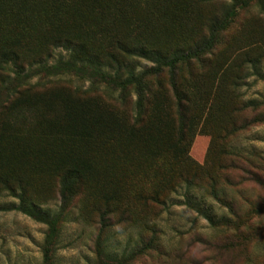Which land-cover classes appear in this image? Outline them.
Instances as JSON below:
<instances>
[{"label": "trees", "instance_id": "1", "mask_svg": "<svg viewBox=\"0 0 264 264\" xmlns=\"http://www.w3.org/2000/svg\"><path fill=\"white\" fill-rule=\"evenodd\" d=\"M217 1L0 0V88L14 92L0 111V196L18 199V211L47 225L44 264H54L59 217L77 194L95 196L104 227L129 196L128 180L171 176L181 167L187 172H181V182L193 185L200 166L190 150L224 104L221 86L230 65L229 57L218 65L215 60L220 34L236 9L221 16L200 8ZM59 49L56 74L118 92L115 102L64 89L36 91L21 83L15 88L7 74L10 65L19 77L28 63L43 64L44 56ZM143 62L151 67L141 72ZM165 75L169 87L162 82ZM132 94L135 100L129 99ZM126 100L124 107L116 106ZM231 156L252 167L255 158L261 160ZM233 168L239 170L235 162ZM120 169L142 173L129 176ZM29 176L52 182V190L56 185L59 213L43 214L28 204ZM251 177L257 174L250 172ZM158 196L154 189L148 199ZM231 209L233 221L227 225L240 243L252 219ZM201 215L217 225L207 213Z\"/></svg>", "mask_w": 264, "mask_h": 264}, {"label": "rangeland", "instance_id": "2", "mask_svg": "<svg viewBox=\"0 0 264 264\" xmlns=\"http://www.w3.org/2000/svg\"><path fill=\"white\" fill-rule=\"evenodd\" d=\"M200 8L203 13L220 11L221 16L236 10L220 34L215 60L217 65L227 57L230 60L221 86L224 104L190 150L200 166L193 185L181 182V172L187 173L181 167L171 176L128 180L129 196L104 227L95 196L87 191L77 194L59 217L54 264H264V0L238 4L218 0L212 7ZM62 52L44 56L43 64L28 63L19 77L12 65L7 74L15 88L21 83L22 88L36 91L64 89L115 102L118 92L73 74H56L52 67ZM149 67L143 62L140 71ZM168 78L162 77L167 87ZM13 96L11 87L0 88V111ZM132 96L129 99L135 100ZM126 102L117 101L116 106L124 107ZM231 154L261 160L255 158L252 167ZM234 162L239 170L233 168ZM250 172L257 177L250 178ZM119 173L130 176L142 171L120 169ZM28 183V204L50 216L61 211L56 185L52 190V182L35 176H29ZM170 186L173 191H168ZM154 189L160 194L156 201L148 199ZM41 191L48 194L37 196ZM37 199L43 203L38 205ZM18 205V199L0 196V264H44L48 227L18 211ZM231 207L244 219H252L240 243L233 241L235 231L227 225L233 221ZM204 212L218 222L216 226L201 215Z\"/></svg>", "mask_w": 264, "mask_h": 264}]
</instances>
